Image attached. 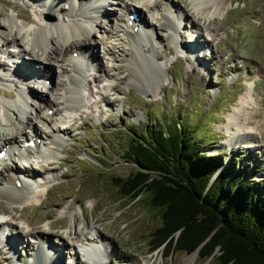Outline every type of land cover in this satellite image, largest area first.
Masks as SVG:
<instances>
[{
	"label": "rangeland",
	"instance_id": "rangeland-1",
	"mask_svg": "<svg viewBox=\"0 0 264 264\" xmlns=\"http://www.w3.org/2000/svg\"><path fill=\"white\" fill-rule=\"evenodd\" d=\"M109 2L107 7L113 12L116 6L112 0ZM40 3L0 0V102L10 101L23 92V81L36 86L31 91L35 96L46 90L41 84L43 78L30 73L18 77L13 74L15 60L24 58L28 63L32 57L31 45H24L28 51L18 52L15 44L5 40L10 36L9 21L16 27L34 26L21 13L32 17L35 23L40 21L44 16ZM214 3L227 5L222 15H211L212 10L206 9L200 12L190 0H170L168 5L175 11L183 10L186 16L173 38L167 20L160 19L157 10L144 11L160 40L156 56L166 62V79L162 80L149 58L145 61L147 71L143 69L137 79L131 78L135 76L124 65L129 51L123 42L115 43L110 58L99 49L95 54L104 62L111 59L109 67L116 76L105 80L95 67L99 60L95 69H88L83 77L81 105L63 114L64 123L57 122L60 115L56 107L60 106L58 95L65 76L59 68L49 73L44 83L54 81L55 89L47 97L55 105L46 110L47 121H32L41 128L38 133L43 136L44 145H49V137L56 133L53 124L66 128L65 134L60 133L62 148L54 158L37 155L29 165L32 170L16 162L21 175L26 180L36 178L40 189L35 191L36 203L19 209H13L0 197V222L6 220L11 225L10 235L0 240V264H91L79 251L86 242L101 245L98 258L104 259L105 264H217L212 257L200 259L196 252L165 250L164 245L150 251L151 234L160 225L159 210L150 207L144 195L137 200L119 198L114 185L116 178H125L134 170V165L124 158L128 141L145 128L164 124L168 129L178 128L201 144L206 155L220 156L221 169L233 166L245 179L259 182L260 192L264 193V0ZM61 5L64 7V2ZM98 23L100 27L92 30L90 38L106 37V20ZM183 33L189 37L198 35L203 44L199 58L190 54L192 43L185 44ZM32 63L37 71L39 62L34 59ZM27 67L23 65L26 69L31 66ZM250 84L253 92L245 110L257 146L232 148L226 142L230 141L224 123L240 93ZM9 91L13 97L2 96ZM29 97L31 101L32 95ZM31 102L40 111L45 105L36 99ZM29 136L30 133L26 137ZM13 159V155L1 159L0 184L11 173ZM12 235L21 240L13 255L8 246ZM39 246L47 247L50 261L39 253L32 260ZM58 253V258L51 257Z\"/></svg>",
	"mask_w": 264,
	"mask_h": 264
},
{
	"label": "bare ground",
	"instance_id": "bare-ground-1",
	"mask_svg": "<svg viewBox=\"0 0 264 264\" xmlns=\"http://www.w3.org/2000/svg\"><path fill=\"white\" fill-rule=\"evenodd\" d=\"M37 1H39V3L41 2V11L44 13V16L39 19L40 21L35 23L32 17L29 19L28 16H24L21 13L20 16L24 17L28 22L31 21L30 23L34 26H26L25 28L16 27L12 21H9L10 36L6 37L5 40L7 44H15V46L19 48L18 52L28 51V49H25L24 45H31L29 52L32 55L29 60L31 62L28 61V63H26L24 58L15 60L13 62V74L15 77H18L23 76L21 73H30L37 78H43L41 84H43L42 87H45L46 90L41 96H39V93L35 96L31 91L36 86H34V84H26V81L22 80L25 85L24 91L17 93L12 100L9 99L10 101L5 100L0 102V148L2 147L5 149L4 157L5 155H16L19 164L26 165L27 167L35 162V157H37V155L43 154L46 158H54L55 154L62 148L63 136L61 134H65L64 131H66V128L63 127L64 129H62L60 125L57 124V126L53 124V131H56V133L53 137H49V145H44L43 136L38 133L41 128L34 123L35 121H32L33 118L41 123L47 121L49 116L45 114L47 112L46 110L48 108H53L55 105H52L47 97V94L52 93L55 89L54 81H51L48 85L44 83L45 79L49 78V73L59 68V71L65 76V80L60 86L62 88H60L61 95L60 93L58 95L60 106L59 108L56 107V111L60 115V119H58L59 121L57 120V122L64 123L65 117L63 114L72 112L71 110L81 105L80 94L84 87L83 77H85V73L88 69H95L97 66V70L103 73L107 81L114 79L116 76L111 71V67H109L108 62L111 59L104 62L98 57L99 55L97 53L95 54L99 49L106 51L105 54H109L107 55L108 57H113L111 48L115 43L119 41L123 42L127 45L129 51L124 65L127 70L135 76L131 78L137 79L138 74L141 73L143 69L147 71L145 65L147 62L145 61L149 58L151 60L150 62H152L160 72L162 80H165V73L167 72L166 62L162 59L157 60L156 56L158 55L160 40L157 37L155 26L152 28L154 23L145 16L144 11L149 12L150 10H157L156 12L159 13L160 19L167 20L169 29H171V38L175 37L174 34L180 26L179 24L181 21H183V16L184 19L186 17L183 15L182 9V12L178 9L175 11L168 5L170 0H112V3L116 6V10L113 12L110 7H107V5L110 4L109 0ZM63 2L65 4L64 7L61 5ZM190 2L191 5L200 12L202 9L212 10L211 15H222L227 7L226 4L219 5L214 3L216 0H190ZM50 5H52L51 8L48 7ZM45 6L46 8H43ZM132 11L137 17V21H133L129 18L128 14ZM85 13L89 15H84ZM103 18L106 20L107 26L106 37L102 36L100 39L90 38L92 30L100 27L98 22L99 20L101 22ZM183 36L185 37V44L192 43V48L189 50L190 54H194L199 58L203 44L198 35L189 37L183 33L182 37ZM7 53L10 52L7 51ZM34 59L40 64L37 71L36 67L34 70V64L32 63ZM98 60V65L96 64L94 67V64ZM23 65H25L26 68H28L27 66L31 67L26 69L23 68ZM36 81H38V79L35 80V82ZM29 87L31 88V94L28 90ZM252 92L253 88L252 84H250L244 92L240 93L236 101V106L232 108L227 115V122L224 123L227 128L226 131L229 133L228 139L230 141L228 142L227 140L226 142L232 148L246 147L248 145L252 147L257 146L256 142H258V140L252 134L253 127L248 125L250 116L247 115L245 110V106L250 104L249 101ZM10 93L12 92H3L2 96H7V98L13 97ZM31 95V101L36 99V101L40 100L41 102H45L41 111L30 101L29 96ZM78 110L79 109L76 111ZM262 129L264 130V127ZM29 133V137H33V146L24 148L22 143L28 139L26 136ZM21 137L24 139L18 140V142L17 139ZM233 140H236V142H233ZM32 148H36V150L31 151ZM18 167L19 165L14 162V164L9 167L11 173L8 175L4 184H0V197H4L9 206L13 207V209H19L38 201V196L35 195V191L39 185L38 180L32 177L26 180V178L21 175ZM29 168L31 169V167ZM46 184L45 186L48 185ZM42 190H44V188ZM5 224L11 227L7 222ZM63 236L66 237L67 235ZM8 241L10 253L13 255L14 250L19 246L21 240L19 236L12 235ZM100 246L101 245L98 243L86 242L79 251L86 257L85 260L88 259L91 264H105L104 259L98 258ZM46 248L47 247L39 246V251L34 254L32 260L36 259L38 253V256L48 258V251ZM54 255H51V257L58 258L60 256L59 253L57 256ZM193 258V256L190 257L191 260ZM48 261H50V259ZM73 262H75V260H72V263Z\"/></svg>",
	"mask_w": 264,
	"mask_h": 264
},
{
	"label": "trees",
	"instance_id": "trees-1",
	"mask_svg": "<svg viewBox=\"0 0 264 264\" xmlns=\"http://www.w3.org/2000/svg\"><path fill=\"white\" fill-rule=\"evenodd\" d=\"M124 158L134 165L116 178L118 197L145 196L159 210L150 251L165 246L217 264H264V193L220 156L164 124L128 141Z\"/></svg>",
	"mask_w": 264,
	"mask_h": 264
},
{
	"label": "water",
	"instance_id": "water-1",
	"mask_svg": "<svg viewBox=\"0 0 264 264\" xmlns=\"http://www.w3.org/2000/svg\"><path fill=\"white\" fill-rule=\"evenodd\" d=\"M193 252H196V250H195V251H193ZM193 252H191V253H193Z\"/></svg>",
	"mask_w": 264,
	"mask_h": 264
}]
</instances>
